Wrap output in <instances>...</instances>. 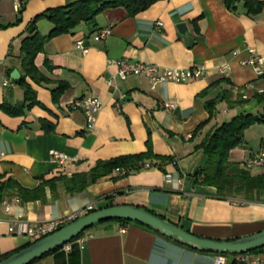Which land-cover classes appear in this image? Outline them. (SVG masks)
Returning <instances> with one entry per match:
<instances>
[{"label": "crops", "instance_id": "0c3cea01", "mask_svg": "<svg viewBox=\"0 0 264 264\" xmlns=\"http://www.w3.org/2000/svg\"><path fill=\"white\" fill-rule=\"evenodd\" d=\"M15 1L20 2L0 0V23L15 19ZM67 2L27 0L21 20L0 27V102L6 98L20 103L23 99L22 87L12 81L7 68H15L21 75L15 55L25 24L37 13ZM222 3L158 0L132 16L119 6L105 8L96 16L95 25L80 22L72 32L47 40L34 58L47 82L25 80L40 104L18 116L0 110V174L28 190L37 188L43 178L53 180L44 185L42 199L25 201L10 190L0 194V256L31 243L25 235L10 230L18 228V222L54 219L88 204L98 209L109 195L209 238H237L264 229V203L237 196L217 198L213 186L194 181V172L206 160L196 147L199 141L226 120L223 114L232 117L241 110L259 111L260 103L253 96L264 91V73L257 75L254 66L241 64L250 49L264 58V9L251 16L240 5L233 12ZM155 21L162 25L156 27ZM181 22L184 26L178 29ZM105 26L110 28L109 34L93 38ZM36 27L45 34L51 26L41 18ZM79 40L87 48L85 52L76 46ZM120 58L165 68L202 66L204 70L200 77L183 83L163 80L152 86L141 75L117 78ZM45 61L51 68L44 66ZM58 81L68 86L55 101L50 89ZM85 95L96 96L102 103L91 129L86 127L83 112L71 104ZM209 99L217 103L206 122L204 100ZM48 125L52 127L47 130ZM147 140L153 153L172 158L163 165L164 170L147 160L142 168L125 175L117 168L81 191L66 190L71 175L88 171L97 159L143 152ZM50 149L66 158L54 160ZM261 151L264 124L260 123L247 127L242 142L228 155L230 161L243 165ZM253 168L252 173L264 172V166L259 171ZM13 198L17 200L11 201ZM3 200L11 201L9 212L3 210ZM80 235L84 237L82 246L73 238L67 242L68 249L63 244L30 264H212V252L181 245L136 223L121 226L106 221ZM256 254V264H264V252Z\"/></svg>", "mask_w": 264, "mask_h": 264}, {"label": "trees", "instance_id": "16d2710c", "mask_svg": "<svg viewBox=\"0 0 264 264\" xmlns=\"http://www.w3.org/2000/svg\"><path fill=\"white\" fill-rule=\"evenodd\" d=\"M26 1L27 0H20V6L16 11L15 19L12 21L9 20V22L4 24L0 23V27H6L9 26V24L13 25L18 23L21 20L20 13L23 11ZM156 1L158 0H68L66 4H63V6L50 7L46 10H43L39 14L37 13L28 21L27 24H25L23 35L19 40V52H17V54L15 55V59L19 64L18 67L21 69V75L18 79H12V81L22 87L23 99L20 103H12L4 98L0 102V110L9 115L18 116L23 114L27 108L35 104H40L36 99V96L34 95L35 91L25 80L28 77L30 78V80L37 83L47 82L48 78H46L40 72V70L35 67L36 65L34 64V58L37 55L36 53H38V51H43L44 44L49 38H51V36L53 37L65 32H72L80 22L95 25L96 16L104 11L105 8H115L119 6L120 8L125 10L128 16H132L140 11L145 10L146 7L152 5ZM222 2V4L225 5L227 9L229 8L233 12L240 5L241 7H243L244 12L251 16L259 14L264 9V0H222ZM41 18H44L50 22L51 27L45 34L40 33L36 27L37 20ZM7 55L11 56L10 53H8ZM44 66L47 68H51L47 61H45ZM10 67L11 66L7 68L8 71H11ZM67 86L68 83H66L65 81H58L56 86H53L50 89L52 99L56 101L61 93L64 92V90L67 88ZM253 99L256 100L258 104L260 103L261 109L259 111L252 112L246 109L236 112L235 115L233 114L230 119L219 122V124L214 126L211 131H209L208 133L206 132V135L202 138L201 141H199V144L196 145L197 148L202 149L206 160L205 164L197 168V171L194 172V181L198 184H209V186H213L215 188L214 196L217 198L224 199L228 197H234L233 195L239 194L241 195V198L246 201H257L264 203V172L262 171L252 173L250 171L251 168H246L239 162L230 161L228 155L230 154L231 149L238 146L242 142L244 138V131L247 129V127L254 124H264V91L256 93L253 96ZM242 101L244 102L246 100ZM204 102L206 110L208 112V118L205 121L208 122L215 112L217 101L216 99H209L204 100ZM203 124L204 123L199 124L195 128V131H198ZM51 127L52 125H48L45 129L48 130ZM149 143V140H147V143H145V145H147V149L143 152L119 155L104 160L97 159V162L92 167H90L88 171L71 175V177L67 180L68 185L66 190H69L70 192L81 191L88 184L94 183L98 179V177L100 178L102 176H105L108 173L113 172L117 168L122 171L120 173L121 175H125V173H128L129 171L142 168L145 164L144 162L147 160L150 162V164H153L164 170L163 165L166 162H172V158L169 155H158L153 153ZM52 180L53 179L51 178L47 180H44L43 178L37 188L28 190L20 186L17 180L15 181L14 179L5 176L2 173L0 174V194L2 195L3 191L5 190H10L12 193L16 195L18 194V196L25 201L42 199V189L44 185L49 184ZM105 198L106 203L102 207L112 206L113 204H124L123 202L117 201L116 198L111 195L106 196ZM148 211L152 213L151 210ZM158 216L164 218L162 215ZM106 221H115L118 222L121 226H124L125 224H127V222L136 223L142 228L162 235L156 230L146 227L143 224L122 218H111L103 221L100 220V222H97L92 226ZM86 229H84V231ZM187 231L191 232L190 230ZM162 236L167 238L168 240H171L164 235ZM73 238L71 240H73ZM28 244L30 243L24 245L23 248H25ZM19 249L1 255L0 259H4L18 252ZM252 251L254 253L264 252V246L256 248ZM212 254L214 255L216 253ZM223 254L229 257L228 264H235L233 256L237 253Z\"/></svg>", "mask_w": 264, "mask_h": 264}, {"label": "built area", "instance_id": "2783aa9c", "mask_svg": "<svg viewBox=\"0 0 264 264\" xmlns=\"http://www.w3.org/2000/svg\"><path fill=\"white\" fill-rule=\"evenodd\" d=\"M15 5L17 8L20 6L19 1H15ZM162 25V21H155V26L160 27ZM110 32V28L105 26L97 30L93 38L96 40L105 38ZM76 46L81 49L82 52H85L87 48L82 45V42L79 40L77 41ZM116 64L118 65L116 71V77L121 79L125 78L128 75H141L146 77L152 86H155L159 82L168 81V82H177L183 83L189 81L190 78L194 79L200 77L203 73L204 67L202 66H189L186 68H165L160 67L154 63H145L140 61H126L122 58L117 60ZM241 64H249L254 66L256 74L262 75L264 72V58L261 55H258L254 51V49H250L249 55L241 60ZM109 82V81H108ZM5 84V83H4ZM73 107L78 108L83 115L85 116L86 120V127L91 129L95 124V118L101 108V101L96 98V96L92 95H85L81 96L80 98H76L71 101ZM165 107L172 108L174 105L172 103H164ZM50 156L61 162L66 158V155L57 151V149H50L49 150ZM246 168H253V167H260L264 166V152L257 153L248 157V159L243 164ZM17 198H13L11 201H16ZM11 201H4L2 202L1 206H3V210L5 212H9L10 206L9 203ZM95 210L92 204H88L85 207L69 212L65 215H61L54 219L43 220L34 224H26L22 222H18V228L13 230L10 229L14 233H19L25 235L28 240L32 243V241H36L52 232L60 227L64 226L65 224L76 220L77 218L85 215L88 212ZM2 217L0 216V223L2 222ZM120 231H125L124 228H120ZM77 244L82 246L81 242H83L84 237L82 235H78L74 238ZM65 248H69L67 243H64ZM235 264H256L259 261L258 256L256 253L252 252H243L237 253L233 256ZM229 257L223 253H216L213 255L212 264H226L228 263Z\"/></svg>", "mask_w": 264, "mask_h": 264}, {"label": "water", "instance_id": "95a60500", "mask_svg": "<svg viewBox=\"0 0 264 264\" xmlns=\"http://www.w3.org/2000/svg\"><path fill=\"white\" fill-rule=\"evenodd\" d=\"M184 23H178V29L183 27ZM10 78L18 79L19 71L13 68L10 72ZM111 218H122L135 221L149 227L162 235L178 243L192 247L203 252L212 253H243L264 246V229L242 237L231 239L209 238L193 234L177 223L162 218L155 213L144 209L141 206L131 204H120L106 207H99L91 212L82 215L74 221L56 229L54 232L28 244L18 252L0 259V264H30L33 260L53 251L64 243L69 242L73 237L83 232L84 229L93 224L108 220Z\"/></svg>", "mask_w": 264, "mask_h": 264}, {"label": "rangeland", "instance_id": "374dc122", "mask_svg": "<svg viewBox=\"0 0 264 264\" xmlns=\"http://www.w3.org/2000/svg\"><path fill=\"white\" fill-rule=\"evenodd\" d=\"M253 112H255V111H253ZM223 117L226 119V120H228V119H230L231 118V116L229 115V114H223ZM228 118V119H227ZM262 168H260V167H254L253 169H252V171H259V170H261ZM251 171V170H250ZM234 197H241V195H239V194H236V195H233Z\"/></svg>", "mask_w": 264, "mask_h": 264}]
</instances>
